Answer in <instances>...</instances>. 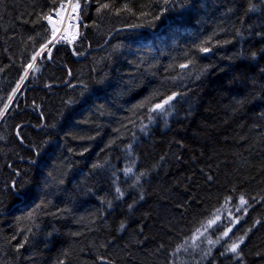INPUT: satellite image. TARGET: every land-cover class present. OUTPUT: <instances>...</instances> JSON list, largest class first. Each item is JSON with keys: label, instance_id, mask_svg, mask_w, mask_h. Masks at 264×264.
Segmentation results:
<instances>
[{"label": "trees", "instance_id": "obj_1", "mask_svg": "<svg viewBox=\"0 0 264 264\" xmlns=\"http://www.w3.org/2000/svg\"><path fill=\"white\" fill-rule=\"evenodd\" d=\"M63 1L0 0V264H264V0H77L38 58Z\"/></svg>", "mask_w": 264, "mask_h": 264}, {"label": "bare ground", "instance_id": "obj_2", "mask_svg": "<svg viewBox=\"0 0 264 264\" xmlns=\"http://www.w3.org/2000/svg\"><path fill=\"white\" fill-rule=\"evenodd\" d=\"M67 1H69V0H64L59 5V7L53 12V14L50 15V17L53 16L55 19L57 18V21L59 22V24H55V23L52 24V26H51V31H52L51 40L48 43V45L38 55V58L41 57V56H44V55L48 56L49 51H51V50L53 51V49L56 46H59V45L69 46L70 43H66L64 41H78L81 38H83V36H84V31L83 30L86 27L85 26L86 24H85V22H84V20L82 18V9H83V7H82L81 3H79L77 0H75L76 2L72 6H70L67 10H63L62 5H63V3L67 2ZM171 3L172 2H170V4ZM79 11H80L81 15H80V18H77L76 14ZM194 15L197 18L200 17V14L198 12L194 13ZM168 22H169V20H168V17H167L166 18V24L163 25L160 30H164L169 25ZM57 28H59L60 40H62V41H56L53 45H50L51 41L54 40V35H56V29ZM54 29H55V31H54ZM118 31H120V33H121L122 31H125V30H118ZM66 35L69 36V37H67ZM107 41H106V43H107ZM106 43L100 48H95L94 50L89 51L83 58H86L92 52H98L99 50H102L103 48L107 47L109 43L107 45H106ZM70 47H72V46H70ZM161 104H163V103H161ZM180 262L181 261H179V259H175L174 260V264H180Z\"/></svg>", "mask_w": 264, "mask_h": 264}, {"label": "rangeland", "instance_id": "obj_3", "mask_svg": "<svg viewBox=\"0 0 264 264\" xmlns=\"http://www.w3.org/2000/svg\"><path fill=\"white\" fill-rule=\"evenodd\" d=\"M247 203L245 201H240L235 204V206H227L221 210L220 213L216 217H214L213 221H215L211 227H206L204 230H202L196 237V242L189 245V248L191 251L194 252H201L204 251V244H198L197 240H201L202 243H204V236H207L210 234L212 230H214L216 227L224 224V226H230V231L233 230L240 221V215L241 213L244 214L247 209ZM229 231V232H230ZM186 249L185 251L189 250ZM189 253V252H188ZM204 258V257H201ZM199 260H202L199 258Z\"/></svg>", "mask_w": 264, "mask_h": 264}, {"label": "snow or ice", "instance_id": "obj_4", "mask_svg": "<svg viewBox=\"0 0 264 264\" xmlns=\"http://www.w3.org/2000/svg\"><path fill=\"white\" fill-rule=\"evenodd\" d=\"M103 7L107 8L108 5H104ZM47 19L51 20V17L49 16V17H47ZM54 31H55V29H54ZM208 50H209L208 48H203L202 49V51H205V52H207ZM182 67H184V65H182ZM171 99H173V97H168L167 99H165L163 101V104H168ZM163 104H159V103L156 104L154 108L150 109V111H155L156 109L162 108ZM130 171H131V169H127L126 173L130 172ZM141 175H143V174H141ZM117 191L119 192V189H117ZM241 199H243V198H241ZM214 222L215 221H213V220H209L208 227H211ZM224 235H227V232H225ZM241 242H242V238H241ZM237 247H238V245L233 244V246L231 248V251L235 252Z\"/></svg>", "mask_w": 264, "mask_h": 264}, {"label": "built area", "instance_id": "obj_5", "mask_svg": "<svg viewBox=\"0 0 264 264\" xmlns=\"http://www.w3.org/2000/svg\"><path fill=\"white\" fill-rule=\"evenodd\" d=\"M75 2H76L75 0H69V1H67V2H65V3H63V5H62L63 10H67V9H68L70 6H72ZM80 15H81L80 11L77 12V14H76L77 18H80ZM51 20H52L53 23H55V24H59V22L57 21V18L55 19V18L52 16V17H51ZM59 28H60V27H59ZM59 28L56 29V35H54V40L51 41L50 45H53L56 41H62V40H60ZM53 32H54V31H53ZM58 36H59V37H58ZM66 36H67V35H66ZM67 37H69V36H67ZM64 42H66V43H70V44L74 43V41H64Z\"/></svg>", "mask_w": 264, "mask_h": 264}, {"label": "water", "instance_id": "obj_6", "mask_svg": "<svg viewBox=\"0 0 264 264\" xmlns=\"http://www.w3.org/2000/svg\"><path fill=\"white\" fill-rule=\"evenodd\" d=\"M125 31L143 32V31H149V30H147V29H125ZM118 32H120V31L115 32V33L111 36V38L107 41L106 45L111 41V39H112L116 34H118ZM71 50H73V47H71ZM51 54H52V50L49 51V53H48V57H49V58H51ZM205 54H206V55H211L212 53H211V52H206ZM164 106H165V104H163V107H162V108H160V109H156V111L163 109Z\"/></svg>", "mask_w": 264, "mask_h": 264}]
</instances>
